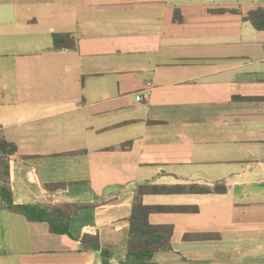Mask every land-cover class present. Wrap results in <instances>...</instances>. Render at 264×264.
Listing matches in <instances>:
<instances>
[{
    "label": "crops",
    "instance_id": "obj_1",
    "mask_svg": "<svg viewBox=\"0 0 264 264\" xmlns=\"http://www.w3.org/2000/svg\"><path fill=\"white\" fill-rule=\"evenodd\" d=\"M257 7L264 0H0V126L34 156L17 164L15 203L96 205L72 217L74 239L0 208V264H103L102 248L83 249L86 228L123 264L138 184L218 182L227 193L144 196L199 207L151 214L175 226L172 249L153 260L264 264V30L246 19ZM56 33L76 48L54 49ZM51 183L63 187L45 191Z\"/></svg>",
    "mask_w": 264,
    "mask_h": 264
},
{
    "label": "trees",
    "instance_id": "obj_2",
    "mask_svg": "<svg viewBox=\"0 0 264 264\" xmlns=\"http://www.w3.org/2000/svg\"><path fill=\"white\" fill-rule=\"evenodd\" d=\"M259 30H264V8L251 10L246 17ZM53 48L74 49L77 39L69 33H56L53 36ZM78 151H66L60 155H75ZM34 156L19 155L18 147L9 141L0 126V208L24 215L29 221H43L50 226L52 233L61 234L74 239L70 231L71 219L82 209L96 207L93 203L53 202L48 200L42 204H17L14 200V176L17 164ZM61 183L43 186L47 192H55L62 188ZM228 192L225 182L214 185L190 184H138L134 190L132 213L129 217V235L126 244V258L123 264H153V258L162 250L172 249L175 231L173 224H153L150 216L153 213H197L196 205H150L144 202L145 195L151 194H223ZM219 233L188 232L183 236L185 241L217 240ZM83 249L102 248L103 264H111L114 255L110 247H102L100 232L97 228H86L81 238Z\"/></svg>",
    "mask_w": 264,
    "mask_h": 264
},
{
    "label": "rangeland",
    "instance_id": "obj_3",
    "mask_svg": "<svg viewBox=\"0 0 264 264\" xmlns=\"http://www.w3.org/2000/svg\"><path fill=\"white\" fill-rule=\"evenodd\" d=\"M63 171H64V173L69 172V171H70V168H69L68 166H63ZM250 235L252 236V234H250ZM251 236H245L246 238H244V240L249 241L250 238H252ZM255 238H259V237H255ZM244 245H245L244 247H245L246 250L250 247V245L248 244V242H245ZM176 246H178V245H176ZM229 255H230V254H228V256H229ZM252 255H253L252 253H246V254L244 255V257H246V259H245V262H246V263H252V262H254V260H255L256 258L253 257ZM228 256H227V257H228ZM176 260H177V261H176L177 264H188L187 261L184 260L182 256L178 257V259H176ZM152 263H153V264H156L154 260L152 261Z\"/></svg>",
    "mask_w": 264,
    "mask_h": 264
},
{
    "label": "built area",
    "instance_id": "obj_4",
    "mask_svg": "<svg viewBox=\"0 0 264 264\" xmlns=\"http://www.w3.org/2000/svg\"><path fill=\"white\" fill-rule=\"evenodd\" d=\"M147 95H148V93H139L137 95V100L140 101V100L144 99Z\"/></svg>",
    "mask_w": 264,
    "mask_h": 264
}]
</instances>
